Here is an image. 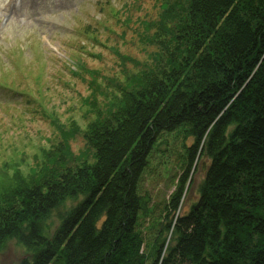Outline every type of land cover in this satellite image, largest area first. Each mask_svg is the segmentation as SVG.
I'll use <instances>...</instances> for the list:
<instances>
[{"label": "trees", "instance_id": "trees-1", "mask_svg": "<svg viewBox=\"0 0 264 264\" xmlns=\"http://www.w3.org/2000/svg\"><path fill=\"white\" fill-rule=\"evenodd\" d=\"M160 7L163 65L151 70L168 83L136 76L128 104H109L84 132L57 125L66 152H45L41 171L3 198L0 253L14 240L21 264H264V0ZM176 131L182 172L153 204L141 180L159 136ZM80 133L78 161L94 162L64 159Z\"/></svg>", "mask_w": 264, "mask_h": 264}, {"label": "rangeland", "instance_id": "rangeland-1", "mask_svg": "<svg viewBox=\"0 0 264 264\" xmlns=\"http://www.w3.org/2000/svg\"><path fill=\"white\" fill-rule=\"evenodd\" d=\"M160 2L0 0V208L26 176L34 169L41 171L45 152L52 156L65 147L57 125L84 132L109 104H128L125 87L136 76L144 77V83H168L151 70L163 65L157 61L163 49L155 24ZM141 19L153 26L152 38H144V43L140 34L147 33ZM124 56L131 59L123 61ZM98 115L100 120L106 117ZM84 137L80 133L71 139L67 146L72 156L64 159L94 162L95 157L78 161L87 147ZM182 142L177 131L164 133L151 151L140 191L148 193L153 204L167 200L176 187ZM202 178L198 170L185 207L196 199L194 191ZM24 254L16 241H10L0 253V264H21Z\"/></svg>", "mask_w": 264, "mask_h": 264}]
</instances>
